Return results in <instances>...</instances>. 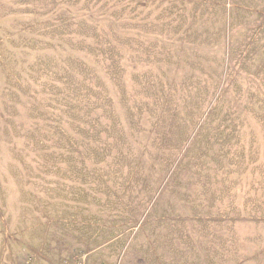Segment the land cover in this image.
Masks as SVG:
<instances>
[{"label":"rangeland","instance_id":"374dc122","mask_svg":"<svg viewBox=\"0 0 264 264\" xmlns=\"http://www.w3.org/2000/svg\"><path fill=\"white\" fill-rule=\"evenodd\" d=\"M0 264H264V0H0Z\"/></svg>","mask_w":264,"mask_h":264}]
</instances>
